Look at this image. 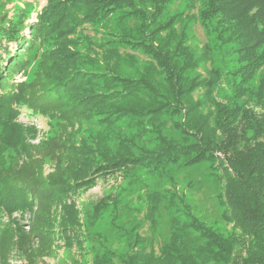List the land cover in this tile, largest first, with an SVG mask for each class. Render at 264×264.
Instances as JSON below:
<instances>
[{"label": "trees", "instance_id": "16d2710c", "mask_svg": "<svg viewBox=\"0 0 264 264\" xmlns=\"http://www.w3.org/2000/svg\"><path fill=\"white\" fill-rule=\"evenodd\" d=\"M173 1L150 0L151 15L142 10L134 15L144 29L138 45L151 57L138 81L118 76L121 53L96 46L90 36L115 10L133 8L134 0H47L32 25L10 23L4 28L0 38V264H11L16 251L24 264H39L41 256L47 257L59 245L86 255L82 193L98 181L116 182L140 168L156 172L170 165L191 167L203 162L211 164L221 185L217 198L229 226L226 232L188 214L187 223L175 221L169 243L157 246L144 237L139 251L122 262L95 255L88 264H264V0H193L207 34L235 47L239 68L233 74L232 95L222 101L212 96L210 77L198 83L187 76L196 63L184 47V30L174 28L184 19L159 23ZM162 31L168 32L164 44L155 38ZM84 40L87 55L78 50ZM45 45L49 48L40 52ZM33 53L41 56L36 78L14 83L16 73L28 64L27 55ZM97 58L112 65L114 74L101 77L82 69ZM201 88L210 108L207 112L195 95ZM21 115L44 125L25 126L18 120ZM97 115L106 131L92 139L79 138L82 122ZM176 115L184 118L175 124L185 137L183 143L167 140L157 129L158 151L136 155L132 142L121 137H117L118 149H112L111 129L123 118ZM49 128H57L53 137L43 136L38 145L30 141L32 133ZM46 159L55 169L48 174ZM114 200L109 195L96 203L94 217ZM156 200L151 198L150 214L157 209ZM20 212L31 217L30 231H24L19 242L12 225L1 222V215ZM189 229L198 237L188 238ZM198 238L204 244L196 245Z\"/></svg>", "mask_w": 264, "mask_h": 264}, {"label": "rangeland", "instance_id": "374dc122", "mask_svg": "<svg viewBox=\"0 0 264 264\" xmlns=\"http://www.w3.org/2000/svg\"><path fill=\"white\" fill-rule=\"evenodd\" d=\"M46 1L0 0V38L4 28L8 27L10 23H23L27 26L35 23L37 14ZM140 10L151 15L153 7L150 0H134L133 8L123 6L115 10L108 19L94 27L90 33L91 40L96 46L103 45L121 53L123 59L117 67V74L121 78L132 81L140 80L151 62L150 55H147L138 45L139 37H141L140 32H143L144 29L141 28L139 20H134V15L140 14ZM198 10L199 6L195 5L193 0H174L166 7L159 23L165 25L174 17L184 19L181 24L174 25V28L184 30L186 35L184 47H187L196 63L194 68L187 70V76L196 79L198 83H202L207 77H210L214 84L212 96L222 101L232 95L233 74L239 68L235 47L232 44H222L216 34H207L197 16ZM212 25L217 26L216 20L212 22ZM150 29L155 31L156 27ZM28 33L27 30L26 34ZM149 34L150 32L146 33V36H150ZM167 37L168 32L162 31L155 38L164 44ZM172 44L174 46L176 42ZM47 48H49L47 45L43 46L40 52ZM78 50L84 55L88 54L86 40L81 43ZM26 59L28 64L24 71L16 73L14 83H28L36 78L41 64V56H36L33 53L28 54ZM112 67L101 58H97L92 63L82 66V69L87 73L105 77L107 74H114ZM216 76L218 77L216 78ZM258 80L259 78L254 83L257 84ZM159 91L165 93L164 88L161 89L160 86ZM195 95L204 104L203 111L207 112L210 108L205 102V91L202 88L197 89ZM101 118L97 115L89 122H82L79 126L78 137L92 139L105 132ZM183 119L182 115L164 116L161 119L153 120L149 117L145 119L123 118L111 129V133L115 137L111 147L113 150H117L120 143L117 137H121L132 142L131 149L136 155L158 151L160 140L156 133L157 129H160L161 135L167 140L183 143L185 137L175 129V124ZM18 120L25 126L33 125L35 128L44 125V121L36 123L31 120L30 122L24 115H21ZM42 127L44 128V126ZM56 131L57 128H49L35 135L32 133L29 138L33 144L38 145L44 139L43 136L53 137ZM4 155L7 156V154ZM45 165L47 174L55 170L50 160L46 159ZM220 192L221 185L215 177V171L211 164L206 162L191 167H186L183 164L170 165L156 172L140 168L125 177H119L116 182L111 178L98 181L87 193H82L84 195L81 197L84 211L82 223L85 227L86 255L79 251H70L60 245L53 246L47 257H40L39 264H88V261L93 260L95 255L100 257L106 255L117 263L122 262L128 255L139 251L140 242L144 237L153 239L157 246L169 243L175 221L179 225L187 223L188 214L193 215L199 222L209 227L226 232L229 226L223 219L224 210L217 198ZM109 195L114 197L115 202L104 209L97 218L94 217V205ZM152 197L158 198L156 200L157 209L153 214H150L151 207L154 205L151 201ZM1 216V222L4 225H12L10 226L13 235H17L16 238L19 237V242L20 237L24 236L23 232L30 231L31 213L20 212L12 216L9 214ZM187 237L195 239L198 234L195 230L189 229ZM37 239L36 237L35 240ZM198 241L195 243L196 245L205 242L199 238ZM34 245L38 248L40 244L35 243ZM20 247L25 248L26 245L21 244ZM16 252H13V256L11 255L10 263L24 264L17 259Z\"/></svg>", "mask_w": 264, "mask_h": 264}]
</instances>
